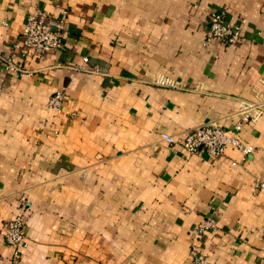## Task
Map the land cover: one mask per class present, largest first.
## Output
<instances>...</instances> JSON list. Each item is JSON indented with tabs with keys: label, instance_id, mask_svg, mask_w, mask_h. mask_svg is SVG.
Here are the masks:
<instances>
[{
	"label": "crops",
	"instance_id": "0c3cea01",
	"mask_svg": "<svg viewBox=\"0 0 264 264\" xmlns=\"http://www.w3.org/2000/svg\"><path fill=\"white\" fill-rule=\"evenodd\" d=\"M36 7L63 44L28 61L21 46L29 74L0 58V264H189L194 251L264 264V0H0V56ZM215 10L243 21L240 42L207 41ZM257 103L247 159L184 150L188 130L234 129ZM18 215L29 245L15 255L3 230Z\"/></svg>",
	"mask_w": 264,
	"mask_h": 264
},
{
	"label": "built area",
	"instance_id": "2783aa9c",
	"mask_svg": "<svg viewBox=\"0 0 264 264\" xmlns=\"http://www.w3.org/2000/svg\"><path fill=\"white\" fill-rule=\"evenodd\" d=\"M224 10H215L210 12L208 21V37L207 41L217 39L228 44H236L242 40V22H228L225 18ZM63 44V36L59 30L51 27L48 13L41 8L36 7L27 16L26 23L22 32L21 43L15 44V48L0 56L8 71L12 73H30V70L21 64L17 57V50L23 46L24 60L34 54L43 55L55 48L61 47ZM87 62L88 58L85 57ZM151 82L160 87L182 89L186 84L164 76H155ZM66 98L65 89L55 91L49 101L48 106L55 112L63 109L64 100ZM240 119L234 129H226L220 125L205 124L185 132L182 140L184 150L188 154H195L201 150H205L210 157L219 156L224 150L230 146H234L242 153L245 160L249 154V149L243 143L240 136V129L245 122L256 121L263 113L262 104H243L238 111ZM160 137L163 141L170 145H175L178 139L175 135L162 132ZM257 181H260L257 178ZM264 187V182L260 184ZM216 226L214 220L206 219L195 229L196 236L199 237L207 230ZM4 238L8 244L14 247L15 255H19L20 249L29 245L25 232V222L21 215L9 220L4 226ZM189 264H212L198 251L193 252V257Z\"/></svg>",
	"mask_w": 264,
	"mask_h": 264
}]
</instances>
